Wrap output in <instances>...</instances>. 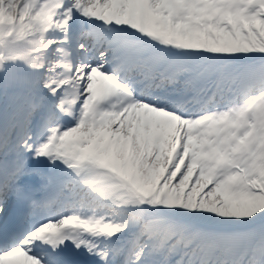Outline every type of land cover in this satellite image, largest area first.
Segmentation results:
<instances>
[{"label": "snow or ice", "instance_id": "1", "mask_svg": "<svg viewBox=\"0 0 264 264\" xmlns=\"http://www.w3.org/2000/svg\"><path fill=\"white\" fill-rule=\"evenodd\" d=\"M0 264H264V0H0Z\"/></svg>", "mask_w": 264, "mask_h": 264}]
</instances>
